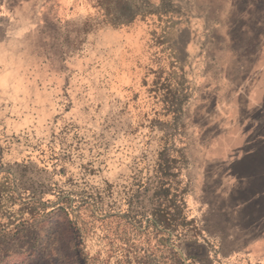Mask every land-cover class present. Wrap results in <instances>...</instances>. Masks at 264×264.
Instances as JSON below:
<instances>
[{
    "label": "rangeland",
    "instance_id": "rangeland-1",
    "mask_svg": "<svg viewBox=\"0 0 264 264\" xmlns=\"http://www.w3.org/2000/svg\"><path fill=\"white\" fill-rule=\"evenodd\" d=\"M2 77L0 264H264V0H0Z\"/></svg>",
    "mask_w": 264,
    "mask_h": 264
},
{
    "label": "trees",
    "instance_id": "trees-1",
    "mask_svg": "<svg viewBox=\"0 0 264 264\" xmlns=\"http://www.w3.org/2000/svg\"><path fill=\"white\" fill-rule=\"evenodd\" d=\"M129 12L133 13L131 9ZM135 15L137 16L138 14L135 13ZM135 15H133L132 17H134ZM167 169L168 168H166V170ZM170 187L171 185H169L167 182L161 181L159 183V187L155 193V201H156L155 208L151 214L154 220L160 225V227L175 233L183 225L181 223V212H179L178 207L174 200V196L176 194L173 193L172 190H170ZM182 218H184L183 215ZM151 224H152L151 229L155 230L156 226L153 224V222H151ZM176 256L178 257L179 260L181 259L179 254Z\"/></svg>",
    "mask_w": 264,
    "mask_h": 264
},
{
    "label": "crops",
    "instance_id": "crops-1",
    "mask_svg": "<svg viewBox=\"0 0 264 264\" xmlns=\"http://www.w3.org/2000/svg\"><path fill=\"white\" fill-rule=\"evenodd\" d=\"M6 79L4 77L0 78V85H5Z\"/></svg>",
    "mask_w": 264,
    "mask_h": 264
}]
</instances>
